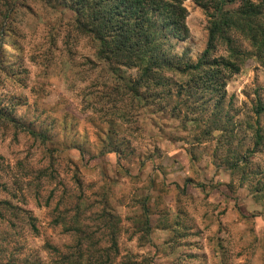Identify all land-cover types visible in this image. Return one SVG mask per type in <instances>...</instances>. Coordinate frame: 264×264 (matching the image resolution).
Here are the masks:
<instances>
[{
	"label": "rangeland",
	"instance_id": "rangeland-1",
	"mask_svg": "<svg viewBox=\"0 0 264 264\" xmlns=\"http://www.w3.org/2000/svg\"><path fill=\"white\" fill-rule=\"evenodd\" d=\"M184 6L174 52L196 62L209 18ZM120 81L68 10L24 0L0 26V262L73 260L90 238L113 264H264V64L228 81L231 141L174 103L123 120L106 97Z\"/></svg>",
	"mask_w": 264,
	"mask_h": 264
},
{
	"label": "trees",
	"instance_id": "trees-1",
	"mask_svg": "<svg viewBox=\"0 0 264 264\" xmlns=\"http://www.w3.org/2000/svg\"><path fill=\"white\" fill-rule=\"evenodd\" d=\"M22 1L0 0L1 27ZM43 1L50 9L61 7L73 14L76 31L96 43L99 63L121 80L106 97L111 110L123 113V120L128 121L132 109L146 111L156 106L166 110L174 103V119L204 124L208 139L215 132L226 133V141L234 139L232 120L225 111L226 87L247 59L264 64V0H193L209 18L207 46L196 62L187 53L174 52L175 45L189 37L186 0ZM220 48L224 54L216 56ZM164 102L166 106H162ZM253 113L257 118L264 114L259 95ZM190 114L197 116L191 119ZM84 239L73 260L61 254L63 261L53 264H113L112 250L96 251L95 244L85 250L84 243L90 238ZM0 264L42 263L14 259Z\"/></svg>",
	"mask_w": 264,
	"mask_h": 264
}]
</instances>
